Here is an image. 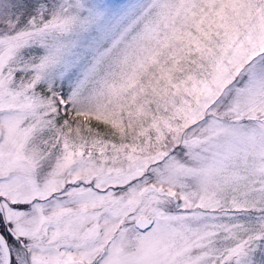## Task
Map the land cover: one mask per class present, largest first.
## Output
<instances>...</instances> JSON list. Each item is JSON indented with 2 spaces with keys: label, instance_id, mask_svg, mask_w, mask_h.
I'll list each match as a JSON object with an SVG mask.
<instances>
[{
  "label": "snow or ice",
  "instance_id": "snow-or-ice-1",
  "mask_svg": "<svg viewBox=\"0 0 264 264\" xmlns=\"http://www.w3.org/2000/svg\"><path fill=\"white\" fill-rule=\"evenodd\" d=\"M0 264H264V0H0Z\"/></svg>",
  "mask_w": 264,
  "mask_h": 264
}]
</instances>
